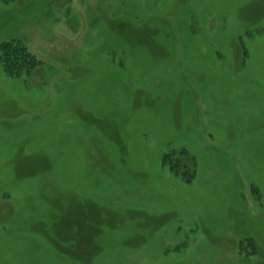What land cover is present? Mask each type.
Here are the masks:
<instances>
[{
	"label": "rangeland",
	"instance_id": "1",
	"mask_svg": "<svg viewBox=\"0 0 264 264\" xmlns=\"http://www.w3.org/2000/svg\"><path fill=\"white\" fill-rule=\"evenodd\" d=\"M4 42L0 264H264V0H0Z\"/></svg>",
	"mask_w": 264,
	"mask_h": 264
},
{
	"label": "trees",
	"instance_id": "2",
	"mask_svg": "<svg viewBox=\"0 0 264 264\" xmlns=\"http://www.w3.org/2000/svg\"><path fill=\"white\" fill-rule=\"evenodd\" d=\"M11 44L12 43H10V42L9 43L4 42V43L0 44V63H1L0 65H1V68H2V70L6 76H8L10 78H16V76H21L22 73H29V71L32 69L31 68L32 67L31 62L34 61L35 59L33 56L29 55L23 48H17V47L12 48ZM14 57L17 59H13ZM162 162H163L162 164H164L167 167V169L169 170V172H171L173 175L179 176L185 182L191 181L194 172L193 171L190 172V171L185 170L184 172L180 173L179 172V168H180L179 165L175 161L170 159V155H165L162 159ZM87 222H88V219H87ZM91 224H92V222H91ZM93 230H94V228H91V230L89 231V234H90L89 237L93 238V236H92ZM71 241H73V240L71 239ZM70 244H71V246L74 247V249H72L70 246L69 251L74 252L75 255H79L80 251L81 252H85V251L89 252L90 251V254H91L92 252H94L96 250L95 247L93 246L94 242H92L91 244L88 245V240H87V244L85 246L79 247L76 244H73V243H70ZM92 246L94 247V249L92 248ZM82 247L85 250H83ZM76 252L78 254H76Z\"/></svg>",
	"mask_w": 264,
	"mask_h": 264
},
{
	"label": "flooded vegetation",
	"instance_id": "3",
	"mask_svg": "<svg viewBox=\"0 0 264 264\" xmlns=\"http://www.w3.org/2000/svg\"><path fill=\"white\" fill-rule=\"evenodd\" d=\"M251 224H252L251 222L244 221L242 225H239L240 228L237 231H235V234L239 235L240 237L245 236L247 238H254L257 241H259V239L263 240L262 232L260 230H257L254 225L251 226ZM234 228H235V225H234Z\"/></svg>",
	"mask_w": 264,
	"mask_h": 264
},
{
	"label": "bare ground",
	"instance_id": "4",
	"mask_svg": "<svg viewBox=\"0 0 264 264\" xmlns=\"http://www.w3.org/2000/svg\"><path fill=\"white\" fill-rule=\"evenodd\" d=\"M92 242H93L92 239H89V240H88V245L91 244ZM78 251H79V250H78Z\"/></svg>",
	"mask_w": 264,
	"mask_h": 264
}]
</instances>
